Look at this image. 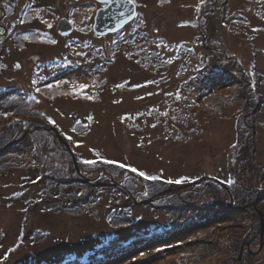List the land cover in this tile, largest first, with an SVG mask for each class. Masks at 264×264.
Here are the masks:
<instances>
[{
    "label": "rangeland",
    "instance_id": "1",
    "mask_svg": "<svg viewBox=\"0 0 264 264\" xmlns=\"http://www.w3.org/2000/svg\"><path fill=\"white\" fill-rule=\"evenodd\" d=\"M132 1L0 0V264H264V0Z\"/></svg>",
    "mask_w": 264,
    "mask_h": 264
},
{
    "label": "water",
    "instance_id": "2",
    "mask_svg": "<svg viewBox=\"0 0 264 264\" xmlns=\"http://www.w3.org/2000/svg\"><path fill=\"white\" fill-rule=\"evenodd\" d=\"M99 3L105 4L97 10L94 17L93 31L97 35H107L115 33L130 23L136 16V4L132 0H96ZM73 30L72 23L67 18H62L59 22L57 31L60 35H69ZM252 205V204H251ZM256 204L253 203V206ZM250 206V205H248ZM244 206V207H248ZM261 244L259 251L264 246V221H261ZM243 248L240 256H242Z\"/></svg>",
    "mask_w": 264,
    "mask_h": 264
},
{
    "label": "trees",
    "instance_id": "3",
    "mask_svg": "<svg viewBox=\"0 0 264 264\" xmlns=\"http://www.w3.org/2000/svg\"><path fill=\"white\" fill-rule=\"evenodd\" d=\"M7 2H10V6L9 5H6L5 6V8H4V10L5 11H8V13H10V14H13L14 13V8H12V2H11V0H6ZM39 0H33V3H30L29 4V6L30 7H32V5L34 4V3H37ZM12 10V11H11ZM119 32H121V30L119 31ZM179 44L180 45H182L180 42H179ZM178 44V45H179ZM183 46V45H182ZM184 50H186L185 48H184ZM64 66H66L67 67V65H64ZM74 66L75 65H73V67H71V68H74ZM69 72H74V71H72V70H69ZM59 77H61V76H56L55 77V79H59ZM39 80H40V77H37ZM54 80V78H49L47 81H43V82H51V81H53ZM18 92H16V93H18L20 96H21V98H22V100H23V104L22 105H24L26 102H29V101H31V100H33L32 98H31V95L32 94H30V93H26V91L25 90H23L22 88L21 89H16ZM3 91H5V90H3ZM6 92H8V90L6 89ZM24 108V107H23ZM21 109V106L19 107V111H22V112H24L25 111V109ZM138 114V113H137ZM25 116H30L31 118L29 119V120H27V121H24L23 122V124H25V125H28L27 124V122L28 123H32L33 124V128H35V127H37V126H39V128H35V129H37L39 132H42V133H44V134H47V133H50L51 135H53L56 139H58V135H57V133H56V131L54 130V129H42L41 127H45V126H47V124L49 123V124H52V125H55L56 123H52L51 121V119H49V118H46L45 117V120H43L42 118H43V116H42V113L39 111L38 113H35V114H32V115H26V114H24ZM124 117H128V116H131V115H127V114H124L123 115ZM131 117H133V118H135L136 117V115L134 114L133 116H131ZM49 120L48 122H44V121H46V120ZM91 119H92V117H91ZM85 124H86V122H85ZM21 127L22 128H24L25 126H22V124H21ZM65 140V139H64ZM66 141V140H65ZM4 150V149H3ZM80 156V155H79ZM121 162H118V163H116L115 165H118L119 166V164H120ZM123 164V163H122ZM71 165H72V167L74 168V163H73V160L71 161ZM125 169L127 168V167H124ZM89 171V170H88ZM72 172H74V170L72 171ZM91 172V171H90ZM89 174V173H88ZM168 181H173V180H170V179H168ZM167 181V182H168ZM85 182V181H84ZM170 183V182H169ZM220 183H222V181L220 182ZM219 183V184H220ZM86 185H89L90 183L89 182H87L86 181V183H85ZM171 184H173V185H178V183H176L175 182V180L173 181V182H171ZM223 184V183H222ZM221 185V184H220ZM76 190V189H75ZM168 191H171V190H168ZM225 193L226 194H230L229 193V191H228V189H226L225 188ZM74 193H75V197H77V198H79V196H78V194L80 193V191H74ZM160 196V195H159ZM76 200H78V199H76ZM260 201V200H259ZM227 205V204H226ZM251 209L252 208V210H255L256 211V213H257V215H259L258 214V212H257V210H256V208H254L253 206H249V207H245V210H247V209ZM223 209H225V211L224 212H236V211H239V210H237V208L236 207H224ZM235 209V210H234ZM244 209V208H243ZM262 211H263V209L262 208H260ZM223 221V220H222ZM171 229L173 228V227H170ZM230 228H234V225H231V227ZM247 239V238H246ZM246 239H243L242 241H243V243H246L247 241H249V238L246 240ZM248 243V242H247ZM151 244H153V243H151ZM263 249H264V247L262 248V250L259 252V253H261L262 251H263ZM244 250H246V252H249V254L250 255H252L253 254V252H252V250L249 248V244H246V245H244L243 246V252H244ZM134 251H136V250H134ZM139 251H141V250H139ZM137 253H139V252H137ZM258 253V254H259ZM253 256V255H252Z\"/></svg>",
    "mask_w": 264,
    "mask_h": 264
},
{
    "label": "snow or ice",
    "instance_id": "4",
    "mask_svg": "<svg viewBox=\"0 0 264 264\" xmlns=\"http://www.w3.org/2000/svg\"><path fill=\"white\" fill-rule=\"evenodd\" d=\"M49 27H51V25H49ZM18 66V65H17ZM83 87H86V85H81V88ZM89 119H91V117H89ZM52 123H55V121H51ZM73 131H75V129H73ZM69 139H71V137H69ZM85 163H88V164H94L96 161H84ZM104 163H108V164H116L118 163L117 161H112V160H104ZM119 167L121 168H124V167H128V165H125V164H122L120 163L119 164ZM132 171H137L135 168L132 169ZM139 175L140 176H143L147 179H150V180H157V179H160L159 176H149L147 175L146 173L144 172H139ZM170 183L173 182V181H169ZM176 183H180L182 181H175ZM227 183H232V181H226Z\"/></svg>",
    "mask_w": 264,
    "mask_h": 264
},
{
    "label": "flooded vegetation",
    "instance_id": "5",
    "mask_svg": "<svg viewBox=\"0 0 264 264\" xmlns=\"http://www.w3.org/2000/svg\"><path fill=\"white\" fill-rule=\"evenodd\" d=\"M7 3H8V2H7ZM3 8H5V7H3ZM5 13H6V11H4L3 15H4ZM3 15H2V16H3Z\"/></svg>",
    "mask_w": 264,
    "mask_h": 264
}]
</instances>
